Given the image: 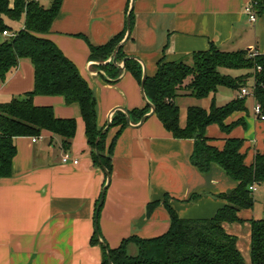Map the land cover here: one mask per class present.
Returning a JSON list of instances; mask_svg holds the SVG:
<instances>
[{"label":"crops","instance_id":"1","mask_svg":"<svg viewBox=\"0 0 264 264\" xmlns=\"http://www.w3.org/2000/svg\"><path fill=\"white\" fill-rule=\"evenodd\" d=\"M249 1L134 0L133 24L123 53L140 58L147 76L155 75L161 58H184L189 63L191 53L205 51L211 44L223 51L242 49L264 54V15L250 21L244 11ZM40 2L50 4L49 0ZM128 2L62 0L50 31L44 35L94 91L99 127L106 123L113 107L130 110L145 105L140 85L129 71L116 81H108L98 72L104 71L99 60L90 58L89 45H103L123 29ZM33 84L34 67L28 58H21L7 79L0 81V102L30 91ZM235 97L237 91L228 86H218L199 99L177 96L179 125L185 126L188 106L209 110L212 101L223 105ZM33 102L51 106L56 117H74L75 134L69 150L45 129L34 142L32 136L15 138L12 175L0 177V264H101V247L91 237L106 177L93 161L79 109L65 104L59 95H36ZM253 104L254 99L247 96L246 110L225 119L226 124L244 121L229 133L215 123L206 127L210 144L218 149L224 147L227 137L242 139L241 152L247 165L264 149V120L253 115ZM118 129V125L109 128L104 141L106 155L112 143L111 171L97 221L101 236L111 248L129 236L150 238L164 233L170 224L165 203L181 218H210L226 203L220 194L237 186L215 163L207 172L192 165L193 141L174 138L155 114L137 127L126 125L115 136ZM63 157H67L66 162ZM260 190L264 191V186L256 185L253 198ZM152 202L157 203L147 213ZM254 205L238 211L240 222L224 223L225 230L237 237L246 264H250V222L264 213V208Z\"/></svg>","mask_w":264,"mask_h":264},{"label":"trees","instance_id":"2","mask_svg":"<svg viewBox=\"0 0 264 264\" xmlns=\"http://www.w3.org/2000/svg\"><path fill=\"white\" fill-rule=\"evenodd\" d=\"M49 1L50 4L44 6L40 0H12V3L0 0V81L7 79L21 58H28L34 67L33 88L0 102V177L12 175L15 138L18 136H39L45 129L61 139L65 150L70 149L76 129L75 118H59L51 106L35 105L33 98L36 95H59L65 104L78 107L93 161L100 167L94 142L105 124L102 127L97 125V99L88 82L61 50L44 36L50 31L62 4V0ZM249 4L256 15H264V0H250ZM132 24L133 11L131 27ZM3 31L15 35H3ZM125 31L126 21L123 29L103 45H89L90 58L104 62ZM124 57L122 46L116 53L117 62ZM99 66L110 78H117L121 72L112 62ZM125 68L140 85V63L128 59ZM235 70L240 73L227 72ZM250 81L252 84L249 85ZM251 85V97L261 104L264 113V54L258 52L251 57L247 50L223 51L211 44L205 51L191 53V63L184 58L176 61L161 58L158 61L157 72L147 76L144 83L146 96L155 105L154 114L174 138L193 141L189 158L192 165L201 172H207L215 163L237 182V186L229 193L220 194L226 203L210 218H181L165 203L170 216L168 229L150 238L129 236L115 248L106 243L113 264H246L237 247V237L225 230L224 223L240 222L238 211L253 207L254 198L249 186H264V149L256 152L253 162L247 165L241 152L242 139L227 137L224 147L218 149L210 144L206 127L215 123L223 132L229 133L235 125H244L243 119L230 124H226L225 119L233 112L246 110L247 96H237L223 105L212 101L209 110L190 105L183 127L179 125V106L175 98L192 96L199 99L215 92L218 86L238 91ZM147 111L148 105L130 109L131 122L137 123ZM117 125L119 129L115 136L127 125L124 114L119 110L114 112L109 128ZM107 132L101 136L98 147L102 163L111 171L112 143L109 153H104ZM156 203L147 205V213ZM91 241L101 247V264H108L105 248L98 242L95 232ZM130 243L137 247L135 255L127 251ZM250 264H264V213L250 222Z\"/></svg>","mask_w":264,"mask_h":264},{"label":"water","instance_id":"3","mask_svg":"<svg viewBox=\"0 0 264 264\" xmlns=\"http://www.w3.org/2000/svg\"><path fill=\"white\" fill-rule=\"evenodd\" d=\"M133 6H134V0H129L127 11H126V19H125V21H126V31H125V34H124L123 38L115 46L111 56H109L104 62H102V63L99 62V65L100 64H105V63H108V62H112L114 65H116L121 70V74L117 78L114 79V78L108 77L105 74L104 71H102V70L98 71L99 73L103 74L108 81H115V80L119 79L120 76L126 71V68H125L126 60L134 59V60L138 61L140 63V65H141V67H142V74H141V81H140L141 97L143 98V101H144L145 105H148V107H149V111H147L145 114H143V116L140 118V120L137 123H132L131 122L130 113H129V110L127 108H125L123 106L113 107L109 111V113L107 115L106 123H105L104 127L101 129L100 134L96 137L95 142H94V145H95L94 151H95V154L97 156L98 163H99V165H100L101 169L103 170V172L105 174V177H106L105 183H104V185H103V187L101 189L99 200H98L97 205H96L95 218H94V221H95L94 232H95V235L97 237L98 242L105 248L108 264H113V262L111 260V255H110L109 249L107 247V244H106L105 240L103 239V237L101 236V234L99 232L97 221H98L99 208H100V206H101V204L103 202V197H104L105 190H106V188H107V186L109 185V182H110V171L102 163L101 156H100V150H99V147H98V143H99V140H100L101 136L103 134H105L107 132V130L109 129V127L111 125L112 117H113V114H114L115 111H117V110L121 111L124 114L125 121H126L127 125L135 126V127L141 125L149 116L153 115L154 112H155V105L147 98L146 93H145V89H144V83H145V80H146V77H147L146 68H145L144 62L140 58H138L137 56H125L120 61V63H118L117 60H116L117 51L125 44V42L129 39V36H130V32H131L130 15H131V12L133 11Z\"/></svg>","mask_w":264,"mask_h":264},{"label":"built area","instance_id":"4","mask_svg":"<svg viewBox=\"0 0 264 264\" xmlns=\"http://www.w3.org/2000/svg\"><path fill=\"white\" fill-rule=\"evenodd\" d=\"M244 11L245 13L248 14L249 16V20L250 21H255L256 19V13L255 11L253 10V8L251 7L250 4H247L244 8ZM3 35H9V36H14L15 34L10 32V31H3L2 32ZM257 54V51H248V56H254ZM259 69V67H258ZM253 94V87L252 85L251 86H243L241 87L238 91H237V96L238 97H244V96H252ZM252 111H253V115L258 118V119H261V120H264V113L262 111V107H261V104L257 101H254V104H253V107H252ZM38 138V136H33L32 137V141H36ZM63 161L66 162L67 161V157H63ZM76 162V161H74ZM255 187L256 185L253 184V185H250L249 186V189L251 191H254L255 190Z\"/></svg>","mask_w":264,"mask_h":264},{"label":"rangeland","instance_id":"5","mask_svg":"<svg viewBox=\"0 0 264 264\" xmlns=\"http://www.w3.org/2000/svg\"><path fill=\"white\" fill-rule=\"evenodd\" d=\"M191 60H189V63H190ZM224 72H226V70H223ZM227 72H230V73H233L234 71H227ZM254 199H256L255 201V205H254V208L256 209H262L264 208V191L263 190H260L256 193H254ZM132 245V250H130V254H136L137 253V247L135 244H130Z\"/></svg>","mask_w":264,"mask_h":264}]
</instances>
